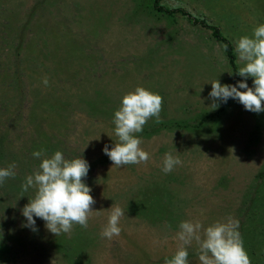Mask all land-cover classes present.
<instances>
[{
    "label": "rangeland",
    "instance_id": "1",
    "mask_svg": "<svg viewBox=\"0 0 264 264\" xmlns=\"http://www.w3.org/2000/svg\"><path fill=\"white\" fill-rule=\"evenodd\" d=\"M155 1L0 0V168L17 165L0 185V243L9 245L0 264H164L180 221L207 226L227 216L239 220L251 264H264V112L233 98L212 109L208 82H239L223 44ZM161 4L208 19L234 46L264 23V0ZM137 85L163 97L161 122L153 117L137 134L149 161L116 167L103 148L113 146L114 112ZM42 149L88 161L84 179L98 212L87 229L56 236L40 218L36 231L24 226L34 190L22 184ZM168 152L182 165L165 174ZM114 203L125 215L120 236L108 240L100 231ZM188 251L198 264L196 245Z\"/></svg>",
    "mask_w": 264,
    "mask_h": 264
},
{
    "label": "clouds",
    "instance_id": "2",
    "mask_svg": "<svg viewBox=\"0 0 264 264\" xmlns=\"http://www.w3.org/2000/svg\"><path fill=\"white\" fill-rule=\"evenodd\" d=\"M234 52L238 65L236 72L244 79L237 84H221L219 79L208 82L212 85L209 97L214 101L211 107H219L215 101L226 103L233 98L248 111L264 112V23L256 26L252 35L240 36L235 41ZM249 77L253 78L251 87L247 83ZM42 83L45 87L49 85L48 76L42 78ZM162 105L163 97L143 85H137L123 95L112 121L116 139H113L111 148L108 144L103 148L113 166L139 165L149 161L150 153L141 146L142 140L137 134L143 132L144 126L153 117L156 123L161 122ZM32 155L41 162L22 184L24 192L30 188L34 190L22 209L26 218L24 226L36 231V218H40L45 222L46 229L56 236L71 234L77 224L87 229L90 216L94 211L98 212L93 210L96 201L84 179L90 168L88 161L83 156L65 158L60 150L48 155L42 149ZM177 165H182L179 156L166 153L162 171L170 173ZM16 167L13 162L0 168V185L16 176ZM108 210V220L100 236L112 240L121 234L119 225L125 211L115 203ZM174 239L177 241L176 249L171 258H165L164 264H189L188 250L193 244L196 245L198 264H251L239 231V220L232 216L207 226L199 219L182 220Z\"/></svg>",
    "mask_w": 264,
    "mask_h": 264
},
{
    "label": "trees",
    "instance_id": "3",
    "mask_svg": "<svg viewBox=\"0 0 264 264\" xmlns=\"http://www.w3.org/2000/svg\"><path fill=\"white\" fill-rule=\"evenodd\" d=\"M162 1L163 0H156L155 1V7L157 8L158 11L164 12L168 15H174L176 13H182L183 15H185L188 18H190L191 20H193L197 25H201L205 28L211 29L212 33H213V37L217 41L221 42L224 46L225 53H226L227 58L229 60L230 66L233 70L235 81H240V80L244 79L243 77L239 76L238 73L236 72L238 65L236 63L237 57H236V54L234 52L235 46H234L233 42L227 36H225L223 34L220 27L210 24L209 20L206 18L201 19L197 16L192 15L190 12L186 11L183 8H179V9L167 8L161 4ZM249 78H251V77H249ZM8 246L9 245H5V243H0V247H4V248L8 249Z\"/></svg>",
    "mask_w": 264,
    "mask_h": 264
}]
</instances>
